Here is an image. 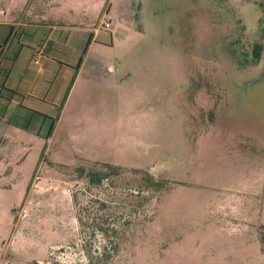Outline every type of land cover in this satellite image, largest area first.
Listing matches in <instances>:
<instances>
[{
  "label": "rangeland",
  "instance_id": "rangeland-1",
  "mask_svg": "<svg viewBox=\"0 0 264 264\" xmlns=\"http://www.w3.org/2000/svg\"><path fill=\"white\" fill-rule=\"evenodd\" d=\"M99 4L129 33L113 42L115 108L85 107L45 152L0 156V264H264V0ZM107 166L122 174L97 187L74 172Z\"/></svg>",
  "mask_w": 264,
  "mask_h": 264
},
{
  "label": "crops",
  "instance_id": "crops-1",
  "mask_svg": "<svg viewBox=\"0 0 264 264\" xmlns=\"http://www.w3.org/2000/svg\"><path fill=\"white\" fill-rule=\"evenodd\" d=\"M69 1L0 0V156L24 155L40 140L52 149L57 128L78 127L93 104L112 115L120 84L113 42L127 43L129 33L111 27L99 0ZM163 247L176 258L177 246Z\"/></svg>",
  "mask_w": 264,
  "mask_h": 264
},
{
  "label": "trees",
  "instance_id": "trees-1",
  "mask_svg": "<svg viewBox=\"0 0 264 264\" xmlns=\"http://www.w3.org/2000/svg\"><path fill=\"white\" fill-rule=\"evenodd\" d=\"M261 23H263V28L261 31L264 34V19L261 21ZM262 49H263V46L261 43H256V44L251 45V47H250V59L251 60H250L249 66L252 67V66H255L258 64ZM80 62H81V58L79 59L78 64L74 68L75 71L77 70L78 66L80 65ZM74 172L76 173L77 179H81L84 177L87 180V184L90 186H94V187L102 185V183L107 181L108 178H112L113 176H117V175L119 176L122 174L121 170H119L115 167H111V166H107V168L105 170H99V171L89 170L86 172H84V170L82 168H76V169H74ZM130 174L134 177V180H136L138 182L139 188H143L145 190H150L152 192L158 191V190L163 188L162 183L157 181V180H154L151 176L148 175V173H145L143 171L133 170L132 172H130ZM146 199L147 198H141L142 201H146ZM129 225H130L129 221H124L121 226L124 229H126ZM101 231L103 233L106 232L105 229L101 230ZM114 233L117 234L116 232H113V234ZM105 236L108 237L107 234H105ZM259 243L260 244L262 243L261 238H259ZM117 252H118V246L116 243L111 247L109 254L102 250L101 253L99 254V257L102 258L101 261H103V263L104 262L106 263L110 259H112L117 254ZM31 264H37V263L32 262Z\"/></svg>",
  "mask_w": 264,
  "mask_h": 264
},
{
  "label": "built area",
  "instance_id": "built-area-1",
  "mask_svg": "<svg viewBox=\"0 0 264 264\" xmlns=\"http://www.w3.org/2000/svg\"><path fill=\"white\" fill-rule=\"evenodd\" d=\"M101 24H102L103 28H106V29L109 28V24L107 22H105L104 20H102Z\"/></svg>",
  "mask_w": 264,
  "mask_h": 264
},
{
  "label": "flooded vegetation",
  "instance_id": "flooded-vegetation-1",
  "mask_svg": "<svg viewBox=\"0 0 264 264\" xmlns=\"http://www.w3.org/2000/svg\"><path fill=\"white\" fill-rule=\"evenodd\" d=\"M258 6H260V7H262V8H264V4L262 5V4H258ZM262 13V12H261Z\"/></svg>",
  "mask_w": 264,
  "mask_h": 264
},
{
  "label": "water",
  "instance_id": "water-1",
  "mask_svg": "<svg viewBox=\"0 0 264 264\" xmlns=\"http://www.w3.org/2000/svg\"><path fill=\"white\" fill-rule=\"evenodd\" d=\"M262 51H263V49H262ZM262 53V52H261Z\"/></svg>",
  "mask_w": 264,
  "mask_h": 264
}]
</instances>
